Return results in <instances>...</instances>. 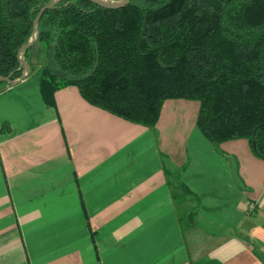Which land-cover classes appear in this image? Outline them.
<instances>
[{
	"label": "crops",
	"instance_id": "1",
	"mask_svg": "<svg viewBox=\"0 0 264 264\" xmlns=\"http://www.w3.org/2000/svg\"><path fill=\"white\" fill-rule=\"evenodd\" d=\"M37 78L0 85V264H264V159L246 138L212 144L196 100L146 126Z\"/></svg>",
	"mask_w": 264,
	"mask_h": 264
},
{
	"label": "trees",
	"instance_id": "2",
	"mask_svg": "<svg viewBox=\"0 0 264 264\" xmlns=\"http://www.w3.org/2000/svg\"><path fill=\"white\" fill-rule=\"evenodd\" d=\"M51 1L0 0V76L21 75L18 51ZM36 28L23 56L33 71L36 48L43 96L73 84L89 103L146 126L164 100H197L207 140L243 137L264 159V0H131L115 9L59 0Z\"/></svg>",
	"mask_w": 264,
	"mask_h": 264
},
{
	"label": "water",
	"instance_id": "3",
	"mask_svg": "<svg viewBox=\"0 0 264 264\" xmlns=\"http://www.w3.org/2000/svg\"><path fill=\"white\" fill-rule=\"evenodd\" d=\"M57 1L59 0H52L51 3L41 7L33 20L32 34L28 42L23 44L20 47L18 54H17L18 60L23 66V71L21 75L17 77L16 79H10L8 77L0 76V81H6L9 85H16L21 80H23V78L29 73V63L21 58V54L22 52H24L26 48L31 46L36 40L37 38V28L36 27H37V23L43 11L46 8L52 7ZM90 1L101 7L115 9V8H121V7L126 6L131 0H90Z\"/></svg>",
	"mask_w": 264,
	"mask_h": 264
},
{
	"label": "rangeland",
	"instance_id": "4",
	"mask_svg": "<svg viewBox=\"0 0 264 264\" xmlns=\"http://www.w3.org/2000/svg\"><path fill=\"white\" fill-rule=\"evenodd\" d=\"M31 55L35 57V58L33 59V62L36 63V64L34 65V67H33V71L35 70V71H36V74H38V73H39V68H40V67H39L40 63L37 61V60L39 59V57H38V53H37L35 47L33 48V51H32V53H31ZM21 58H22L23 60H25V59H24V56H23V52H22V54H21ZM38 63H39V64H38ZM29 72H32V71H30V68H29ZM196 101H197V100H196Z\"/></svg>",
	"mask_w": 264,
	"mask_h": 264
},
{
	"label": "built area",
	"instance_id": "5",
	"mask_svg": "<svg viewBox=\"0 0 264 264\" xmlns=\"http://www.w3.org/2000/svg\"><path fill=\"white\" fill-rule=\"evenodd\" d=\"M249 207L250 208H252L253 207V203L251 202V203H249Z\"/></svg>",
	"mask_w": 264,
	"mask_h": 264
}]
</instances>
